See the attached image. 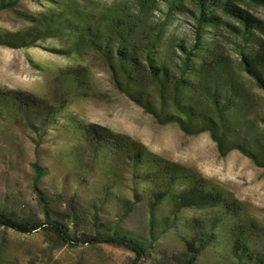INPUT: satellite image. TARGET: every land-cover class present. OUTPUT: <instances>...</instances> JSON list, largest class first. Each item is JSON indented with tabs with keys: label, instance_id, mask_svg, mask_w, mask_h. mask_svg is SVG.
<instances>
[{
	"label": "trees",
	"instance_id": "1",
	"mask_svg": "<svg viewBox=\"0 0 264 264\" xmlns=\"http://www.w3.org/2000/svg\"><path fill=\"white\" fill-rule=\"evenodd\" d=\"M22 1L0 0V11H13ZM30 1L42 10L24 14L27 25L0 34V45L29 47L54 38L64 43L65 56L92 53L118 89L159 124H175L187 135L208 133L220 156L237 150L264 168V20L244 8L264 7V0ZM176 16L192 21L188 38L173 28ZM227 43L238 58L227 53ZM61 76L74 92L85 90L81 68H66ZM65 109L61 101L0 90V149L7 166L22 147L6 126L34 130L40 139L52 131L64 141L53 165L62 170L61 182L44 184L48 168L36 158L30 164L36 210L11 197L0 203L1 229L43 230L61 245L111 244L151 264H194L208 248L226 253L230 264H264V226L247 217L233 196L195 170ZM137 209L145 213L146 236L121 227ZM183 210L206 214L187 217ZM170 231L179 249L168 254L157 241ZM1 252L2 238L3 264Z\"/></svg>",
	"mask_w": 264,
	"mask_h": 264
},
{
	"label": "rangeland",
	"instance_id": "2",
	"mask_svg": "<svg viewBox=\"0 0 264 264\" xmlns=\"http://www.w3.org/2000/svg\"><path fill=\"white\" fill-rule=\"evenodd\" d=\"M94 1L110 4L123 0ZM244 8L254 17L264 20V7ZM41 10L39 3L24 0L13 11H0V34L21 31L27 25L23 15L36 14ZM191 25L192 21L182 16H176L172 22L176 33L186 38L190 36ZM63 46L62 41L54 38L38 41L29 47L0 45V90H17L51 102L61 101L66 106L64 113L76 116L85 124L99 125L131 137L148 151L198 172L217 189L238 200L247 217L264 226V168L255 166L237 150L220 156L208 133L187 135L175 124H159L118 89L115 77L97 56L89 52L65 56L60 51ZM226 49L229 55L238 58L232 43H227ZM69 67L81 68L84 72V91L74 92L62 78L61 71ZM142 87L152 93L148 84ZM6 128L16 135L22 152L18 158L12 157V164L7 166L8 157L3 159L4 153L0 149V203H10L11 197L20 198L35 211L30 191V164L38 158L39 163L48 168L44 184L61 182L62 170L53 165H56L54 156L64 141L61 136H54L52 131H43L40 139L34 130L14 125ZM205 214L193 210L182 212L187 217ZM121 227L133 234L146 236L143 210L137 209L121 223ZM174 235L170 231L159 238L157 248L168 254L177 251L179 245ZM1 238L3 264H151L150 258L135 260L131 251L111 244L61 245L43 230L20 234L0 228ZM194 264L230 262L226 253L208 248Z\"/></svg>",
	"mask_w": 264,
	"mask_h": 264
}]
</instances>
